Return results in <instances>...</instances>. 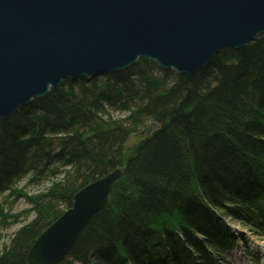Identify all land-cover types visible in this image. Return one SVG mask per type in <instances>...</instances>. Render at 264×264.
<instances>
[{
	"label": "trees",
	"instance_id": "1",
	"mask_svg": "<svg viewBox=\"0 0 264 264\" xmlns=\"http://www.w3.org/2000/svg\"><path fill=\"white\" fill-rule=\"evenodd\" d=\"M120 114L123 118L114 117ZM158 128L125 155L128 138ZM126 170L60 264H190L220 247L228 217L264 232V36L225 49L196 75L139 59L128 69L62 82L0 120V196H26L32 219L0 251L27 264L38 236L84 186ZM6 202V200H5ZM10 218H16L9 216ZM7 214L0 204V223Z\"/></svg>",
	"mask_w": 264,
	"mask_h": 264
},
{
	"label": "water",
	"instance_id": "2",
	"mask_svg": "<svg viewBox=\"0 0 264 264\" xmlns=\"http://www.w3.org/2000/svg\"><path fill=\"white\" fill-rule=\"evenodd\" d=\"M261 35L264 0H0V120L62 82L124 71L139 59L196 75L221 51ZM157 128L151 123L140 136ZM125 170L81 188L32 244L26 263L60 264Z\"/></svg>",
	"mask_w": 264,
	"mask_h": 264
},
{
	"label": "rangeland",
	"instance_id": "3",
	"mask_svg": "<svg viewBox=\"0 0 264 264\" xmlns=\"http://www.w3.org/2000/svg\"><path fill=\"white\" fill-rule=\"evenodd\" d=\"M113 115H114V117H117V118H123V116L120 114H113ZM140 132H141V130L138 133H136V134H134L128 138V140L125 144V155L126 156L130 155L133 152V150L135 149V147L142 141V137L140 136ZM45 187H47V184H44L40 187H34V188L28 187L27 188L26 185H24V183L22 182L19 185H17L16 187H14V190L16 193H20L21 195H23V197L12 196L9 199H5L6 200V202H5V200L3 199L5 194H2V196H0V204H2V206H3V213L7 214V216H8L5 224L0 223V251L2 250L3 246H7L9 244V241H10L11 237L13 236V233H15L23 225L27 224L33 217L32 215L28 217L27 212H29V206L26 202V196L28 197V196L34 195V194L38 193L39 191H41ZM9 216H12V217L14 216L16 218H10ZM224 220L227 222L228 225L231 226L232 230L235 233L243 234L246 239H249L253 243V245L257 248L258 251L260 250L262 253L264 252V245H259L256 243L257 239L262 234H264V232L261 233V235H253V233L251 234L241 224L233 221L232 219H230L228 217H224ZM222 222L226 225V223L223 220H222ZM230 237H231V235H230ZM230 244H231V241L229 239V243L227 246H230ZM248 245H250V244L248 243ZM212 249L214 251H216L215 248H212ZM215 254L217 256H219V255L221 256L220 258H218V260L223 262L221 264H234V260H233L234 258H233V256H230L228 254V252H226V253L224 252L223 254H219V253H215ZM248 257H253V259L257 258L254 256V254L252 252L248 254ZM254 262H259V264L263 263L262 260H255Z\"/></svg>",
	"mask_w": 264,
	"mask_h": 264
},
{
	"label": "bare ground",
	"instance_id": "4",
	"mask_svg": "<svg viewBox=\"0 0 264 264\" xmlns=\"http://www.w3.org/2000/svg\"><path fill=\"white\" fill-rule=\"evenodd\" d=\"M233 236L239 238L237 234H234ZM233 236H232V241L234 240ZM247 242H249V241L247 240ZM242 249H243V246L239 242L238 245H235V247L230 251L229 255L233 256V258H235L237 260V262H238L237 264H244L242 261H238V259L242 257ZM253 254H255V256L257 258L262 259V257L259 256V254L257 252H253ZM260 255H262V254H260ZM221 263H223V262H221Z\"/></svg>",
	"mask_w": 264,
	"mask_h": 264
},
{
	"label": "clouds",
	"instance_id": "5",
	"mask_svg": "<svg viewBox=\"0 0 264 264\" xmlns=\"http://www.w3.org/2000/svg\"><path fill=\"white\" fill-rule=\"evenodd\" d=\"M259 245H264V234H262L256 241Z\"/></svg>",
	"mask_w": 264,
	"mask_h": 264
}]
</instances>
